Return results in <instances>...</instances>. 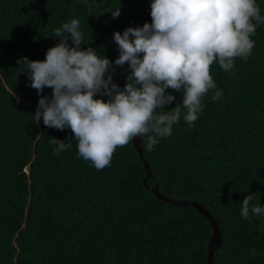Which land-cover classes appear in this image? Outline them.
<instances>
[{
  "label": "trees",
  "instance_id": "obj_1",
  "mask_svg": "<svg viewBox=\"0 0 264 264\" xmlns=\"http://www.w3.org/2000/svg\"><path fill=\"white\" fill-rule=\"evenodd\" d=\"M264 15V0H256ZM150 0H0V264H210L213 226L194 206L202 204L219 225L221 245L213 264H264V216L242 218L240 201L264 204V23L250 34L247 58L209 71L210 89L192 127L181 118L172 132L146 150L134 137L115 147L97 169L77 155L70 128L36 120L40 95L17 58L43 59L59 41L51 34L72 17L80 21L81 47L114 60V30L136 26L149 15ZM120 7L119 15L110 11ZM150 21V20H149ZM255 23V21H253ZM69 43L71 41L69 40ZM115 81L122 87L126 74ZM158 108L179 104L182 92ZM107 98V97H105ZM184 109L182 107V113ZM50 137L71 140L53 152Z\"/></svg>",
  "mask_w": 264,
  "mask_h": 264
},
{
  "label": "clouds",
  "instance_id": "obj_2",
  "mask_svg": "<svg viewBox=\"0 0 264 264\" xmlns=\"http://www.w3.org/2000/svg\"><path fill=\"white\" fill-rule=\"evenodd\" d=\"M149 9L150 21L113 31L119 50L114 60L91 46L81 47L86 42L77 17L52 30L59 41L46 49L43 59L17 58L20 72L38 94L51 87L50 96H39L36 120L70 128L77 155L97 169L110 163L116 146L134 136L147 134L143 147L151 150L171 134L181 116L192 127L203 107L202 95L216 89L211 97L215 100L221 94L210 64L215 60L229 70L234 57L246 59L254 43L250 34L264 23L256 0H150ZM119 11L110 12L116 17ZM125 61L130 71L120 87L112 73L114 65ZM169 87L182 92V98L158 112L176 99ZM49 143L59 153L71 140L50 137ZM250 201V194L240 201L241 217L264 216V204Z\"/></svg>",
  "mask_w": 264,
  "mask_h": 264
},
{
  "label": "water",
  "instance_id": "obj_3",
  "mask_svg": "<svg viewBox=\"0 0 264 264\" xmlns=\"http://www.w3.org/2000/svg\"><path fill=\"white\" fill-rule=\"evenodd\" d=\"M150 19H151V17H150V15H148L147 18H145L144 20H141L140 22H138L136 24V26L142 25L143 22L149 21ZM125 65H126V61L123 64H120V65L117 66V73H116V76H115V81H118V79L121 77L122 71H123V68L125 67ZM140 143H141L140 137L139 136H135L134 137V144L138 148L140 156H141V158H143V160L145 162V165H146V167L148 169V175H150L151 174L150 167H149V164L147 163V161L144 159L143 150H142V147L140 146ZM154 191L158 194V196H160L161 198H163V199H165L167 201L171 200L172 203L177 204V205L183 204V205L194 206L197 210H199L200 212H202L203 214H205L207 216V218L210 220V222H211V224L213 226V234H212L211 240L209 242V262H210V264H213L212 263L213 252L218 246L221 245L222 239H221V233H220L219 225L215 221V219L212 217L210 212L202 204H199L197 202L169 199V198L159 194L157 192V188H154Z\"/></svg>",
  "mask_w": 264,
  "mask_h": 264
}]
</instances>
